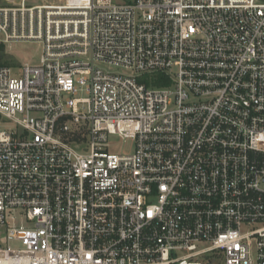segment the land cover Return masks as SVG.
Wrapping results in <instances>:
<instances>
[{
    "label": "built area",
    "instance_id": "built-area-1",
    "mask_svg": "<svg viewBox=\"0 0 264 264\" xmlns=\"http://www.w3.org/2000/svg\"><path fill=\"white\" fill-rule=\"evenodd\" d=\"M1 1L0 264H264V0Z\"/></svg>",
    "mask_w": 264,
    "mask_h": 264
},
{
    "label": "rangeland",
    "instance_id": "rangeland-1",
    "mask_svg": "<svg viewBox=\"0 0 264 264\" xmlns=\"http://www.w3.org/2000/svg\"><path fill=\"white\" fill-rule=\"evenodd\" d=\"M129 1L131 0H116V2L119 3H125ZM0 3H2L1 0ZM7 52L11 57L18 59L21 63L24 64L36 61V59L39 57L40 48L35 43L21 42L11 44L7 48ZM113 150L130 153L133 150V142L131 140L120 141L119 139H116L113 142ZM198 260L203 261V259Z\"/></svg>",
    "mask_w": 264,
    "mask_h": 264
},
{
    "label": "trees",
    "instance_id": "trees-1",
    "mask_svg": "<svg viewBox=\"0 0 264 264\" xmlns=\"http://www.w3.org/2000/svg\"><path fill=\"white\" fill-rule=\"evenodd\" d=\"M158 85H161V84H158Z\"/></svg>",
    "mask_w": 264,
    "mask_h": 264
}]
</instances>
